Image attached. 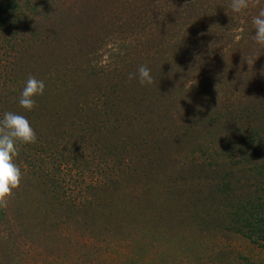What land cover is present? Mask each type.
Returning a JSON list of instances; mask_svg holds the SVG:
<instances>
[{
    "label": "trees",
    "instance_id": "1",
    "mask_svg": "<svg viewBox=\"0 0 264 264\" xmlns=\"http://www.w3.org/2000/svg\"><path fill=\"white\" fill-rule=\"evenodd\" d=\"M252 3L0 0V119L23 114L37 136L18 145L0 264L23 245L57 264H264ZM140 65L152 85L128 80ZM29 75L45 82L30 112Z\"/></svg>",
    "mask_w": 264,
    "mask_h": 264
},
{
    "label": "clouds",
    "instance_id": "2",
    "mask_svg": "<svg viewBox=\"0 0 264 264\" xmlns=\"http://www.w3.org/2000/svg\"><path fill=\"white\" fill-rule=\"evenodd\" d=\"M257 4L258 0L251 6L256 7ZM229 7L233 13L239 14L250 7V0H230ZM252 25L254 28L252 40L255 44L264 47V7H260L258 14L252 18ZM133 79L142 86L154 83L151 70L146 65H140L136 72L128 74V80ZM44 91L45 82L29 75L20 93L19 107L28 112L32 111L36 106L34 97L42 96ZM36 142V133L26 116L12 111L4 113L3 119H0V208L8 206L9 198L21 183L22 172L16 162V157L19 155L18 145Z\"/></svg>",
    "mask_w": 264,
    "mask_h": 264
},
{
    "label": "rangeland",
    "instance_id": "3",
    "mask_svg": "<svg viewBox=\"0 0 264 264\" xmlns=\"http://www.w3.org/2000/svg\"><path fill=\"white\" fill-rule=\"evenodd\" d=\"M75 254H77V252ZM121 254L124 255L126 253H125V250L120 248L117 250L116 257L120 258L119 255ZM20 257H21L20 264H57V262L52 261L53 258H51L50 256H47L46 254H41L40 252H38L37 249L30 248L29 246H26V245L22 246L21 251H20ZM126 259H127V255H126L125 260ZM78 262L79 264H88L81 256H79ZM58 264H60L59 261H58Z\"/></svg>",
    "mask_w": 264,
    "mask_h": 264
}]
</instances>
